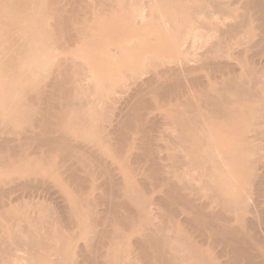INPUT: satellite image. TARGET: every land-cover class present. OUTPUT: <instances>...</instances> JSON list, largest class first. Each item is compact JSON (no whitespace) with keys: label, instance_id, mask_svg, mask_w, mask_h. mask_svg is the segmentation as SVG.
Instances as JSON below:
<instances>
[{"label":"bare ground","instance_id":"obj_1","mask_svg":"<svg viewBox=\"0 0 264 264\" xmlns=\"http://www.w3.org/2000/svg\"><path fill=\"white\" fill-rule=\"evenodd\" d=\"M8 171L0 264H264V0H0Z\"/></svg>","mask_w":264,"mask_h":264},{"label":"rangeland","instance_id":"obj_2","mask_svg":"<svg viewBox=\"0 0 264 264\" xmlns=\"http://www.w3.org/2000/svg\"><path fill=\"white\" fill-rule=\"evenodd\" d=\"M122 8H124V6L122 7ZM180 14H182V15H184L183 13H180ZM179 25L180 24H178V26H177V24L175 25V27L177 28V29H179L180 27H179ZM181 26V25H180ZM181 29V28H180ZM135 32H137V33H139V34H141V35H150L151 33H154V32H161V29H159L158 27H156L155 25L154 26H151L150 27V25H146L145 27H142L141 29H138V30H136ZM109 38V39H108ZM113 38V40H111ZM126 38H128L127 37V34H120V35H116V36H113V37H105L104 39H103V43H102V45H101V47L97 50L98 52H100V50L101 51H103V49H107V48H110V47H114L115 45H116V43H120L121 41H124ZM147 40H144L142 43H140V45H141V47H142V49H141V51H138V52H136L135 54H132L129 58H127V59H124L122 62H116L118 65H126V66H128V65H132V63H133V65H135L134 67V69H135V71L137 72V71H139L138 69H142L143 67H144V64H145V60H144V57H145V55L146 54H148V55H152L153 54V49L151 48L150 50H148V51H146V49H145V47H146V45H147ZM77 49H73V51H71L72 53H67L69 56H74V53H75V51H76ZM96 51V52H97ZM66 54V55H67ZM172 55V56H171ZM77 56H79V54H77ZM85 57H87V56H85ZM179 56L178 55H176V54H173V53H171V54H169V57H167L168 59L167 60H176L177 58H178ZM176 58V59H175ZM100 59V58H99ZM120 58L119 57H117V56H114V60H119ZM96 60L97 59H95L94 61L96 62ZM168 142V141H167ZM112 148H113V146H111ZM111 148V150H113L114 151V148L112 149ZM110 150V147L108 146V147H106V151L107 152H109L110 154H113L114 152L113 151H111ZM14 170H15V172H16V170H19V169H17L16 167L14 168ZM11 172L10 171H8V172H4V173H2L0 176L1 177H9L11 174H10ZM10 174V175H9ZM9 175V176H8ZM33 175H31L30 177H32ZM58 183H62V179L61 178H59L58 179ZM19 204H23V203H31V202H33V201H36V200H40V201H45V202H48V203H50V201L52 200L48 195H46V194H41V195H39V196H42V197H38L36 194L35 195H29V194H25V193H19ZM28 195V196H27ZM154 195H156L155 193H154ZM47 198V199H46ZM25 200V201H24ZM53 201V200H52ZM51 201V202H52ZM80 238H76V241L77 242H82L81 241V239L79 240ZM5 245H11L12 243H4ZM24 252V253H23ZM21 254V255H20ZM27 256V251H26V247H20V249H19V257H21V258H25Z\"/></svg>","mask_w":264,"mask_h":264}]
</instances>
